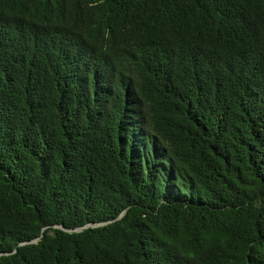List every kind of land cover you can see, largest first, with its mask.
<instances>
[{
  "label": "trees",
  "instance_id": "trees-1",
  "mask_svg": "<svg viewBox=\"0 0 264 264\" xmlns=\"http://www.w3.org/2000/svg\"><path fill=\"white\" fill-rule=\"evenodd\" d=\"M0 264H264V0H0Z\"/></svg>",
  "mask_w": 264,
  "mask_h": 264
},
{
  "label": "water",
  "instance_id": "water-1",
  "mask_svg": "<svg viewBox=\"0 0 264 264\" xmlns=\"http://www.w3.org/2000/svg\"><path fill=\"white\" fill-rule=\"evenodd\" d=\"M57 227H60V228H62V229H64L62 226H57ZM86 226H84V227H79V228H76V229H73L74 231H79V230H81L82 228H85ZM69 231H71V230H69ZM35 240H37V239H35ZM34 240V241H35Z\"/></svg>",
  "mask_w": 264,
  "mask_h": 264
}]
</instances>
